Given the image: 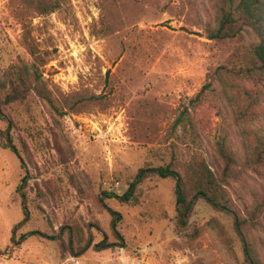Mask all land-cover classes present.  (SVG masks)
I'll use <instances>...</instances> for the list:
<instances>
[{
  "label": "rangeland",
  "instance_id": "1",
  "mask_svg": "<svg viewBox=\"0 0 264 264\" xmlns=\"http://www.w3.org/2000/svg\"><path fill=\"white\" fill-rule=\"evenodd\" d=\"M241 1L0 0V95L17 68L52 100L32 91L5 110L21 158L0 147V264H250L234 218L206 201L181 229L173 179L149 177L137 203L104 196H123L143 168L171 167L192 185L200 166L221 168L224 143L233 210L264 200V167L246 165L264 132V81L212 79L261 42L258 21L208 37L239 19ZM104 205L121 215L119 236ZM73 224L93 240L80 257L62 231ZM247 234L264 264V215ZM104 241L113 246L96 250Z\"/></svg>",
  "mask_w": 264,
  "mask_h": 264
},
{
  "label": "trees",
  "instance_id": "2",
  "mask_svg": "<svg viewBox=\"0 0 264 264\" xmlns=\"http://www.w3.org/2000/svg\"><path fill=\"white\" fill-rule=\"evenodd\" d=\"M62 0H55V9L61 5ZM241 9L243 14L236 19L233 15L225 16L218 29L209 30L208 37L211 40L226 39L234 37L242 30L240 21L244 24H255L256 21L262 23L264 18H256L263 10L264 0H242ZM261 38L260 44L252 47L248 55L243 57L239 62L235 63L232 68L219 67L214 70L212 79H223L229 77L233 79L264 81V30L259 32ZM37 81L39 77L36 75L34 81L28 77L27 70H17L14 68L11 71V77L7 84L8 92L2 97L0 95V117L7 123L6 130H0V147L2 149L10 150L16 153L21 158L18 147L15 145L13 138L14 123L9 117L6 116L5 110L12 104L24 103L27 101L29 94L33 91L38 94L43 100L52 105V100L42 93L38 88ZM206 85L203 87L201 93L197 96V100L201 95L210 87ZM218 155L221 161V168L212 170L209 167L202 165L199 167L197 179L192 185H189L180 173L173 170L171 167H158V168H143L139 171L136 178L130 185L129 190L123 195L118 196L113 193H104L107 199L115 198L123 204L137 203L136 192L139 186L149 177L158 176L161 179H173L176 182L175 193L177 198V218L178 224L181 229H186L189 225L190 219L193 215L196 204L199 200H204L210 204L216 211L228 214L234 218L235 229L239 239L243 245L246 261L250 264H258L253 251L252 239L248 236L247 230L250 226L257 224L258 219L264 215V200L257 203L252 208L246 211V216L237 214L232 206L233 202L227 192V186L231 181L236 178L234 172L235 160L233 155L229 152L227 146L223 143L218 146ZM247 166L251 168L264 167V132L258 137V145L253 148L251 158L248 159ZM28 184V178L24 181V185ZM25 198V195H24ZM104 203V201H102ZM25 210L28 209L26 198L23 201ZM107 211L112 215L111 227L114 233L119 236L117 231L118 222L121 220V215L113 209L104 205ZM27 214V211L25 212ZM91 226V225H90ZM85 225V228L90 227ZM67 230L70 237L69 250L75 257H80L86 253L92 246V237L86 236V231L83 226L73 224L67 226L62 231ZM40 235V233H37ZM27 235H23L24 240ZM56 239V237H50ZM59 237H57L58 239ZM123 241V240H122ZM113 244L106 241L96 245L95 249L103 251L110 248ZM3 256L0 253V257Z\"/></svg>",
  "mask_w": 264,
  "mask_h": 264
}]
</instances>
